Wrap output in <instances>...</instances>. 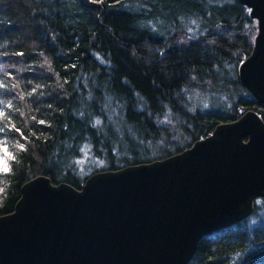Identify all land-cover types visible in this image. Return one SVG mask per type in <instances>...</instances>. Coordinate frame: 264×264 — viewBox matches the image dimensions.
Segmentation results:
<instances>
[{
  "label": "trees",
  "instance_id": "trees-1",
  "mask_svg": "<svg viewBox=\"0 0 264 264\" xmlns=\"http://www.w3.org/2000/svg\"><path fill=\"white\" fill-rule=\"evenodd\" d=\"M255 33L237 0H0V215L36 175L79 188L177 153L241 109L264 121L237 74ZM91 160L102 168L83 170ZM256 200L185 264H264Z\"/></svg>",
  "mask_w": 264,
  "mask_h": 264
},
{
  "label": "water",
  "instance_id": "water-1",
  "mask_svg": "<svg viewBox=\"0 0 264 264\" xmlns=\"http://www.w3.org/2000/svg\"><path fill=\"white\" fill-rule=\"evenodd\" d=\"M256 20L237 74L264 103V0H237ZM164 158L89 174L79 188L25 181L0 215V264H185L201 238L264 197V121L253 109Z\"/></svg>",
  "mask_w": 264,
  "mask_h": 264
},
{
  "label": "rangeland",
  "instance_id": "rangeland-1",
  "mask_svg": "<svg viewBox=\"0 0 264 264\" xmlns=\"http://www.w3.org/2000/svg\"><path fill=\"white\" fill-rule=\"evenodd\" d=\"M256 34V33H255ZM253 46V45H252ZM0 159H2V157L0 156ZM2 163H0L1 165ZM103 163L100 160H91L90 162H88L87 166L83 168V170H87L89 168L95 167V168H102ZM257 199V198H256ZM254 200V204L255 202L257 203V205H260V201L258 200ZM254 209V206H253ZM253 212V210H252ZM251 212V213H252ZM258 213L259 215H255V217L250 218L249 220V225H254L260 218L264 220V208H259L258 209ZM251 215V214H250ZM250 215H248L247 217H250ZM246 218V217H245Z\"/></svg>",
  "mask_w": 264,
  "mask_h": 264
},
{
  "label": "snow or ice",
  "instance_id": "snow-or-ice-1",
  "mask_svg": "<svg viewBox=\"0 0 264 264\" xmlns=\"http://www.w3.org/2000/svg\"><path fill=\"white\" fill-rule=\"evenodd\" d=\"M2 115H3V113L0 112V116H2ZM4 151H5V155H7V150L5 149ZM0 163H4V161H3L2 159H0ZM3 170H4L5 172L8 171V167H7L6 164H4V168H3Z\"/></svg>",
  "mask_w": 264,
  "mask_h": 264
}]
</instances>
